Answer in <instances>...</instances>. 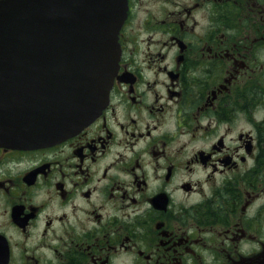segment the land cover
<instances>
[{"label": "flooded vegetation", "instance_id": "af4514ba", "mask_svg": "<svg viewBox=\"0 0 264 264\" xmlns=\"http://www.w3.org/2000/svg\"><path fill=\"white\" fill-rule=\"evenodd\" d=\"M127 4L100 116L0 144V264H264V0Z\"/></svg>", "mask_w": 264, "mask_h": 264}, {"label": "water", "instance_id": "95a60500", "mask_svg": "<svg viewBox=\"0 0 264 264\" xmlns=\"http://www.w3.org/2000/svg\"><path fill=\"white\" fill-rule=\"evenodd\" d=\"M126 0L0 1V144H56L108 105Z\"/></svg>", "mask_w": 264, "mask_h": 264}, {"label": "rangeland", "instance_id": "374dc122", "mask_svg": "<svg viewBox=\"0 0 264 264\" xmlns=\"http://www.w3.org/2000/svg\"><path fill=\"white\" fill-rule=\"evenodd\" d=\"M143 17H144V15L138 16V18H143ZM252 117L255 118V120L264 117V107L261 108L260 110L256 111V113L254 115H252Z\"/></svg>", "mask_w": 264, "mask_h": 264}]
</instances>
